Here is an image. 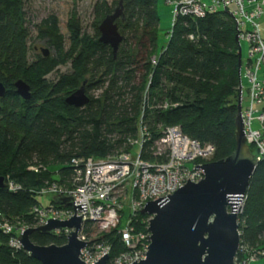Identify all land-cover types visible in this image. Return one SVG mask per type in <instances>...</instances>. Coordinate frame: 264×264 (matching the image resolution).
I'll return each instance as SVG.
<instances>
[{
	"label": "trees",
	"instance_id": "1",
	"mask_svg": "<svg viewBox=\"0 0 264 264\" xmlns=\"http://www.w3.org/2000/svg\"><path fill=\"white\" fill-rule=\"evenodd\" d=\"M156 1L96 0L94 36L84 35L79 20L70 19L66 49L56 17L49 16L42 21L39 34L48 39L56 56H36L30 61L22 0H0V83L5 88L0 98V177L20 187L15 193L4 184L0 188V214L9 222L21 221L32 228L33 209L42 206L38 200L42 188L51 184L72 188L79 161L131 153L136 146L130 142L141 141V129L145 142L139 154L149 163L167 159L168 152L158 154L155 145L167 127L178 126L189 139L211 145V162L235 150L236 104L242 81L232 16L218 11L203 18L177 17L166 46L159 50ZM119 2L123 20H117L118 31L123 41L137 43L135 55L120 48L113 55L108 45L99 42L98 26ZM67 61L70 73L48 82L46 77ZM87 76L93 81L90 84ZM18 80L30 87L28 101L15 92L13 84ZM84 81L86 95L93 88L100 89L101 95H87L89 103L82 108L68 106L65 98ZM49 204L55 203L51 200ZM122 214L120 220L109 216L84 229L88 233L102 225L109 227L95 240L108 245L109 259L127 250L118 233L127 211ZM148 218L137 212L135 230L145 231ZM238 221L240 244L253 251L264 250V159L250 178ZM8 238L0 232V264H40L23 250L10 248ZM29 239L38 246L66 243L63 232H33Z\"/></svg>",
	"mask_w": 264,
	"mask_h": 264
},
{
	"label": "built area",
	"instance_id": "2",
	"mask_svg": "<svg viewBox=\"0 0 264 264\" xmlns=\"http://www.w3.org/2000/svg\"><path fill=\"white\" fill-rule=\"evenodd\" d=\"M166 3L172 7V23L177 17L203 18L208 13L218 11L232 16L239 43L245 42L248 48L246 59L243 61L241 58L240 61L241 117L245 142L260 162L264 159V0H166ZM152 63L155 64L154 58ZM140 133L141 141L130 142L139 149L135 155L125 153L105 159L88 158L79 161L77 163L81 166L75 170L72 188L51 184L38 192L41 197L52 198L58 194L71 196L75 206L85 204V212L79 208L75 210V216L83 214L78 239L87 244L80 253V259L85 264H93V261L97 262L105 254H108L107 264H132L135 260L139 262L145 259L149 245V238L148 241L146 239L149 237L147 228L151 217L146 220L145 231H136L133 226L136 213L143 209L146 202L171 196L187 183V179L193 183L200 181L202 172L195 166L202 164L196 165L193 162L212 158L214 153L211 145L202 146L185 136L178 126H174L165 128L155 143L166 146L167 159L160 163L145 162L139 154L145 142L143 129ZM30 170L37 173L40 168L32 167ZM3 184L10 192L20 190L9 178L3 180ZM244 201L245 196L236 210L238 218L243 213ZM123 211H127V215L118 233L127 250L109 259L108 245L89 241L84 229L86 225L98 224L109 216L120 220ZM73 215L74 209L64 205L36 207L33 209L35 225L32 228L45 225L48 216L64 221ZM27 228L31 227L21 221L11 223L0 214V232L9 237L10 248L22 250L18 236ZM60 232L67 237L70 230H56L53 234ZM237 254L233 264H250L254 256L264 257V250L256 252L239 243Z\"/></svg>",
	"mask_w": 264,
	"mask_h": 264
},
{
	"label": "water",
	"instance_id": "3",
	"mask_svg": "<svg viewBox=\"0 0 264 264\" xmlns=\"http://www.w3.org/2000/svg\"><path fill=\"white\" fill-rule=\"evenodd\" d=\"M122 18L121 2L112 14L99 24V42L108 45L116 54L123 36L118 31L117 20ZM237 67L240 76L241 47L238 35ZM46 55V54H45ZM82 85L65 98V103L82 108L89 103ZM16 94L24 101L31 98L29 85L23 80L13 84ZM5 88L0 83V98ZM237 115L235 119V150L225 159L195 166L202 172V179L178 188L171 196L146 202L140 211L151 217L146 239L149 245L145 259L132 264H233L240 243L237 207L244 198L250 178L258 164L245 142L241 117V84L238 87ZM0 188L3 178L0 177ZM56 205L74 209V215L64 221L48 216L46 224L35 229L27 228L18 236L22 250L40 264H85L80 259L86 242L78 239L83 214L75 216L77 208L85 212V204L74 205L71 196H52ZM70 230L62 246H38L29 236L33 232L52 235L56 230ZM105 254L93 264H107Z\"/></svg>",
	"mask_w": 264,
	"mask_h": 264
},
{
	"label": "rangeland",
	"instance_id": "4",
	"mask_svg": "<svg viewBox=\"0 0 264 264\" xmlns=\"http://www.w3.org/2000/svg\"><path fill=\"white\" fill-rule=\"evenodd\" d=\"M96 0H22V12L23 18L25 20V25L29 32L28 38V56L29 60L32 61L34 57H49L54 58L56 52L51 44H49L48 39H43L40 37L39 28L44 19L49 16L56 17L58 21V28L60 34L64 37V48H67V38L68 30L67 23L70 19L79 20L82 32L88 37L94 36L95 26H94V15H93V5ZM112 2L113 0H107ZM156 11L159 19V32H158V48L159 50L166 46L167 34L172 26V7L166 3V0L156 1ZM126 45V46H125ZM241 47V58L244 61L247 57V45L245 42L240 43ZM120 50L125 49L130 54L135 55L138 53V45L135 41L130 40L128 42L123 41L120 45ZM46 54V55H45ZM70 61L59 65L52 73H50L46 79L48 82H56L57 79L63 75L70 73ZM99 77V76H97ZM87 84L91 82V76L86 77ZM245 86V82H243ZM87 89V88H86ZM87 95L90 97L97 98L101 95V90L98 88H93ZM246 98H244L245 101ZM158 152L167 151L166 146L161 144H156ZM138 151L137 146L132 150L131 154L135 155ZM200 160V163H195ZM193 163L196 165L205 164L211 162V157L204 159H197ZM191 166V164L189 165ZM51 197H38L39 203L43 207H47L51 201ZM125 221H123L124 225ZM108 226L102 225L97 230L85 233L88 240L93 242L101 238L102 234L108 231ZM35 229V228H32ZM259 250H256L258 252ZM250 264H264V257L254 256V260Z\"/></svg>",
	"mask_w": 264,
	"mask_h": 264
}]
</instances>
